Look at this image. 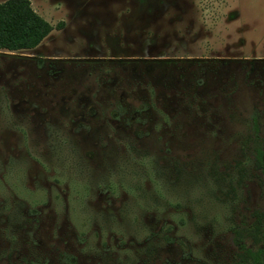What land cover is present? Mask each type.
<instances>
[{
	"label": "rangeland",
	"instance_id": "1",
	"mask_svg": "<svg viewBox=\"0 0 264 264\" xmlns=\"http://www.w3.org/2000/svg\"><path fill=\"white\" fill-rule=\"evenodd\" d=\"M0 44V264L264 249V0H0Z\"/></svg>",
	"mask_w": 264,
	"mask_h": 264
},
{
	"label": "trees",
	"instance_id": "2",
	"mask_svg": "<svg viewBox=\"0 0 264 264\" xmlns=\"http://www.w3.org/2000/svg\"><path fill=\"white\" fill-rule=\"evenodd\" d=\"M5 46L0 44V50ZM256 115H252L251 121H254V124H250L251 133L254 137H258L260 133V126L257 123L258 118ZM254 160L256 166L260 169L261 174L264 178V147L258 146L255 148ZM263 229H264V216H263ZM264 236V235H263ZM242 249L246 252V254L250 257V264H264V249H258L256 251L248 250L245 246H242ZM240 264H248L247 262H241Z\"/></svg>",
	"mask_w": 264,
	"mask_h": 264
},
{
	"label": "flooded vegetation",
	"instance_id": "3",
	"mask_svg": "<svg viewBox=\"0 0 264 264\" xmlns=\"http://www.w3.org/2000/svg\"><path fill=\"white\" fill-rule=\"evenodd\" d=\"M116 107H114L110 112H107V109L103 106H100V112L98 110H96V113L99 115V120L101 122H103V124H107V121L109 120V118L112 117L113 119V122H119V121H122L125 117H124V113L122 111V109L120 108L119 109V113L116 111L115 109ZM108 114V117L106 116ZM119 115L121 116V118L119 117ZM123 115V116H122ZM98 117V116H97ZM259 124V122H257ZM250 124H254V121H251ZM100 133L104 134L103 130L100 129L99 131Z\"/></svg>",
	"mask_w": 264,
	"mask_h": 264
}]
</instances>
